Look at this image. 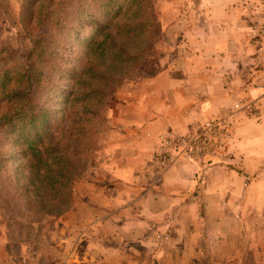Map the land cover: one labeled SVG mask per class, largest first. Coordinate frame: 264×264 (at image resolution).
I'll list each match as a JSON object with an SVG mask.
<instances>
[{"label":"crops","instance_id":"obj_1","mask_svg":"<svg viewBox=\"0 0 264 264\" xmlns=\"http://www.w3.org/2000/svg\"><path fill=\"white\" fill-rule=\"evenodd\" d=\"M247 1L201 0V8L210 10L201 23L216 26V39L219 32L232 37L236 26L247 24ZM201 42L203 55L219 52L209 38ZM170 69L165 82L157 77L152 83L159 92L170 89L173 97L141 113L135 147L129 152L117 147L101 169L107 181L86 183L85 196L55 217L61 223L55 233H65L62 263L264 264V122L253 130L240 125L235 144L217 150L211 161L186 156L163 166L155 158L159 138L183 133L194 115L219 110L225 101L212 97L214 108L203 93L206 99L193 104L186 96L190 82ZM2 237L0 251L12 263Z\"/></svg>","mask_w":264,"mask_h":264},{"label":"rangeland","instance_id":"obj_2","mask_svg":"<svg viewBox=\"0 0 264 264\" xmlns=\"http://www.w3.org/2000/svg\"><path fill=\"white\" fill-rule=\"evenodd\" d=\"M26 1L0 0V51L5 48V53H0L1 63L3 56L23 66L29 63L33 39L40 34V31L33 23L32 34H29L22 24L21 18ZM49 1L50 3L48 0H38L34 5L39 6L46 2V6H53L57 2V0ZM101 1L103 0L98 3ZM200 2L201 0H151L160 19H157L156 31L153 32L145 47L147 63L144 65L137 61L133 63L132 71H138L141 67L143 70L135 75L128 74L123 82L113 87L115 90L110 96L107 117L100 121L101 123H97L96 129L93 130L92 141L97 150L93 154L91 166L73 185L72 203L81 199L80 196H85V188L88 189L86 183L90 181L95 183L97 179L103 183V178L107 181V174L101 169H104L105 161L112 157L117 147L121 146V149L126 152H129L131 147H135V122L141 120V113L144 110L146 112L149 109L153 110L160 101H168L173 97L170 89L163 88L159 92L158 87L152 83V80H156L157 77L165 82L168 76L173 75L171 66L172 71L177 70V74L182 75V79L190 82L186 96L193 99L191 101L193 104L206 99L203 93H209L210 106L214 108L218 107V103L212 104V97H219L220 103L222 98L225 101L222 106H219V110H212L211 114L194 115L195 119H192V123L186 131H182L183 133L164 134L163 136L171 137L170 142L165 143V150L159 138L160 149L155 158L163 162V166L167 164L166 160H173L174 163L180 157L186 156L211 161L217 150H223L235 144L236 128L240 125L250 129L252 125L255 127L264 122V0H248L250 9L244 13L247 14V24L241 23L236 26V33L232 37L219 32L218 39L215 38L216 26L203 24V21L201 23V18L206 17L210 10L201 8ZM75 4L76 0L66 2L70 11L74 9ZM32 5L29 4L25 8L26 11L28 9L31 12ZM161 15L162 17H159ZM218 28L221 29L222 26ZM230 28L235 30L233 27ZM92 35V32L87 31L79 39L70 37L71 40L74 39V50L77 54L87 53L85 51H88V38L85 37ZM204 38L212 41V46L219 51L217 54L208 56L202 54L201 41ZM216 40L218 42H215ZM115 42L111 38L106 44L113 43V46ZM64 44L57 59L53 60V55L50 54L47 57L49 72L54 70L55 62L60 60L62 64L60 69L56 68L53 71L51 86L54 90L49 91L50 87H46L40 94L41 104L50 109L54 125H58V120L63 119L64 115L66 94L63 91L69 86L68 78L64 74L66 69H70L73 73L78 65L73 60L75 53L70 44L67 41ZM128 45L130 54H134L139 48L138 43L130 42ZM235 46L236 52L233 51ZM90 52H94V48ZM94 56L93 53L90 57L93 59ZM66 62H69L68 66ZM204 83L206 87L203 86ZM224 83L231 84L227 87ZM198 84L200 87H197ZM218 85L225 86L227 91H220L221 87ZM198 94L199 96L196 97ZM200 116L201 118L198 119ZM249 135H253V132L251 131ZM184 147H191L192 151ZM22 148L19 139L17 143L12 142L11 145L3 148L10 154L12 150L14 151V159L11 162L13 166L9 165L11 168L17 167L22 162L19 152ZM17 178L21 179V175ZM0 179L3 181L5 178ZM98 187L95 186V188ZM8 188L11 191L18 190L16 185H9ZM22 204L19 202V205ZM20 212L24 213L25 210L16 206L13 212L7 214L1 209L0 204V239L4 236L2 238L8 240L7 248L15 259L10 263L12 259L8 258V254L5 256L0 251V264H6L5 262L8 264H65L60 259V256H65V252L61 253L63 252L61 236L65 233H55L57 226L61 225L60 222L57 225L59 220L55 217H47L42 223L30 229L20 226H11L9 229L8 222L24 224L25 221L32 220L29 219L30 217L26 218L27 220L20 218Z\"/></svg>","mask_w":264,"mask_h":264},{"label":"trees","instance_id":"obj_3","mask_svg":"<svg viewBox=\"0 0 264 264\" xmlns=\"http://www.w3.org/2000/svg\"><path fill=\"white\" fill-rule=\"evenodd\" d=\"M37 1L25 2L21 18L29 34L33 23L40 31L33 39L28 65L11 62L7 56H3L2 63L0 59V178H5L0 179V204L7 214L19 206L25 210L19 217L32 219L24 224L8 222L9 229H30L71 208L73 185L91 166L97 150L93 130L107 117L113 87L128 74L143 70L141 67L132 71V64L147 63L145 47L160 19L151 0H76L71 11L67 0H57L53 6H46V2L35 6ZM29 4H33L31 12L25 9ZM87 31L93 33L85 37L88 51L77 54L73 41ZM111 38L113 42L118 40L113 46L106 44ZM65 41L78 65L73 73L66 69L69 86L63 91L64 115L54 125L50 109L41 104L40 94L46 87L54 90L53 71L62 64L60 60L55 62L54 70L49 72L47 57L50 54L57 59ZM130 42L138 43L134 54H130ZM93 48L94 52H90ZM18 139L23 147L19 150L22 162L11 168L14 151L10 154L3 148ZM20 175L21 179L17 178ZM9 185H16L18 190L11 191Z\"/></svg>","mask_w":264,"mask_h":264},{"label":"built area","instance_id":"obj_4","mask_svg":"<svg viewBox=\"0 0 264 264\" xmlns=\"http://www.w3.org/2000/svg\"><path fill=\"white\" fill-rule=\"evenodd\" d=\"M170 138H171V137H167V136H161V137H160V141H161V143L164 144V145H162L163 148H164V150L166 149V148H165V143L170 142ZM186 146H187V145H186ZM185 148H188L190 151H192V148H191V147H190V148H189V147H184V149H185ZM163 153H164V152H163ZM163 153H162V154H163ZM165 153H166V152H165ZM166 157H167V156H166ZM166 157H164V158H166ZM166 163H167V164H165L164 166L167 167V166H169V165H171V164L173 163V160H172V161L166 160Z\"/></svg>","mask_w":264,"mask_h":264}]
</instances>
